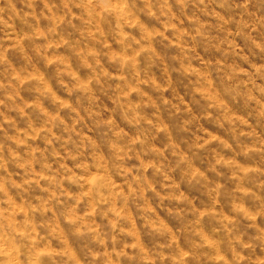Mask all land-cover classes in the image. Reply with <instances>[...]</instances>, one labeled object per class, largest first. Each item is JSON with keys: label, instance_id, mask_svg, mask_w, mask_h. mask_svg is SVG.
I'll list each match as a JSON object with an SVG mask.
<instances>
[{"label": "clouds", "instance_id": "clouds-1", "mask_svg": "<svg viewBox=\"0 0 264 264\" xmlns=\"http://www.w3.org/2000/svg\"><path fill=\"white\" fill-rule=\"evenodd\" d=\"M0 264H264V0H0Z\"/></svg>", "mask_w": 264, "mask_h": 264}]
</instances>
